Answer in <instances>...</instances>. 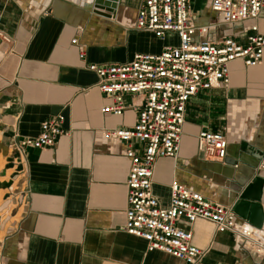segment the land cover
<instances>
[{"label":"crops","instance_id":"0c3cea01","mask_svg":"<svg viewBox=\"0 0 264 264\" xmlns=\"http://www.w3.org/2000/svg\"><path fill=\"white\" fill-rule=\"evenodd\" d=\"M142 3L117 0L107 18L93 13L92 0H0L1 28L12 40H0V141L13 150L14 142L38 137L42 123L57 115L64 117L67 133L51 150L27 148L24 212L6 231L0 264H186L161 251L148 252L145 240L125 232L127 146L107 141L103 133L132 128L138 114L131 108L121 117L103 114L110 100L88 69L163 51L166 43L136 28ZM193 14L199 24H219L209 0ZM255 25L264 36L263 14L237 28L219 26L208 38L220 42L232 36L245 44ZM138 102L126 99L128 107ZM204 130L225 134L223 162L199 152L198 135ZM12 160L8 171L17 168L18 160ZM262 166L264 59L250 68L236 61L230 65L229 87L200 91L189 101L179 156L157 161L153 193L169 208L170 186L178 182L234 206L255 177L264 178ZM261 205L264 214V190ZM251 225L264 237V215L261 227ZM179 226L193 233L195 246L209 249L203 264H264L235 235L216 233L207 221Z\"/></svg>","mask_w":264,"mask_h":264},{"label":"built area","instance_id":"2783aa9c","mask_svg":"<svg viewBox=\"0 0 264 264\" xmlns=\"http://www.w3.org/2000/svg\"><path fill=\"white\" fill-rule=\"evenodd\" d=\"M219 24H199L191 0H143L136 18V28L154 34L166 43L159 54H137L123 65L88 69L99 78L98 90L110 100L102 113L121 117L127 109L136 111L135 125L126 130H107L104 139L126 144L130 172L126 182L127 211L125 232L147 242V251H161L186 264H203L209 249L193 244V233L179 226L199 220L214 225L216 233H231L242 246L264 259V237L246 220L238 217L233 206L213 202L204 195L173 182L169 208H163L153 193L154 169L160 158L176 160L179 156L189 101L200 91L229 87L230 65L242 61L246 67L263 64L264 36L252 26L245 44L232 36L220 42L209 40L219 26L237 28L264 14V0H209ZM0 40L11 43L2 30ZM74 44L77 40L73 41ZM85 59V52L80 55ZM139 102L127 106L126 99ZM62 115L48 118L33 139L17 140L16 151L25 163L27 148L53 149L66 135ZM135 143L139 147L135 146ZM228 141L222 132L201 131L198 150L206 160L223 162ZM264 168V166H262ZM21 173L27 182L26 164ZM24 190V189H23ZM26 195L24 196V199Z\"/></svg>","mask_w":264,"mask_h":264},{"label":"rangeland","instance_id":"374dc122","mask_svg":"<svg viewBox=\"0 0 264 264\" xmlns=\"http://www.w3.org/2000/svg\"><path fill=\"white\" fill-rule=\"evenodd\" d=\"M207 0H191L192 10H199L206 4ZM14 148H6L3 142L0 141V255L2 247L7 236V230H10L16 225L24 212L25 192L24 181L25 177L21 173L24 169V164H20L19 154L16 151L15 142L12 145ZM16 153V157L14 154ZM18 160L17 168H14L12 159ZM8 171V173H7Z\"/></svg>","mask_w":264,"mask_h":264},{"label":"water","instance_id":"95a60500","mask_svg":"<svg viewBox=\"0 0 264 264\" xmlns=\"http://www.w3.org/2000/svg\"><path fill=\"white\" fill-rule=\"evenodd\" d=\"M116 3L117 0H92L93 13L111 18L116 9ZM263 190L264 178L255 177L239 194L233 206L234 212L238 217L248 220L256 227H261L264 215L261 205Z\"/></svg>","mask_w":264,"mask_h":264}]
</instances>
